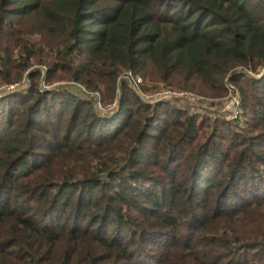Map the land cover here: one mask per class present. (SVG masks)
Listing matches in <instances>:
<instances>
[{
	"label": "trees",
	"instance_id": "1",
	"mask_svg": "<svg viewBox=\"0 0 264 264\" xmlns=\"http://www.w3.org/2000/svg\"><path fill=\"white\" fill-rule=\"evenodd\" d=\"M126 70L229 79L244 120L144 102ZM23 81L0 94V264H264V0H0V86Z\"/></svg>",
	"mask_w": 264,
	"mask_h": 264
},
{
	"label": "built area",
	"instance_id": "2",
	"mask_svg": "<svg viewBox=\"0 0 264 264\" xmlns=\"http://www.w3.org/2000/svg\"><path fill=\"white\" fill-rule=\"evenodd\" d=\"M253 75H256L253 73ZM125 79L129 86L137 93V95L144 101L150 104H156L162 101H170L176 103L184 109H189L192 113H202L203 106L200 104L201 96L194 92L178 89L172 86H164L153 91L144 88V80L141 76L136 75L133 70H126L120 77V81ZM24 83V82H23ZM18 84H6L0 86V92L15 91L20 87ZM79 93L88 95L94 98L95 107L102 112H111L117 107V102L104 105L101 100L99 92L91 93L82 85L75 84ZM228 93L225 96L221 105L220 115L228 121H235L242 115L243 97L239 88L230 80H227ZM45 88H52L46 85Z\"/></svg>",
	"mask_w": 264,
	"mask_h": 264
},
{
	"label": "rangeland",
	"instance_id": "3",
	"mask_svg": "<svg viewBox=\"0 0 264 264\" xmlns=\"http://www.w3.org/2000/svg\"><path fill=\"white\" fill-rule=\"evenodd\" d=\"M24 82V81H23ZM21 82L20 84V89H25L28 85V82L26 83H23ZM146 84L149 88H154V83L151 82L149 79L146 80ZM46 85H48L47 83H44L43 86L45 87ZM75 83L74 82H68V81H62V82H57L56 84L54 85H49L50 87H62V86H65V87H68L70 89H73L75 91H78V89L74 86ZM159 88L161 87H164V86H169L167 84H164V83H159L158 84ZM18 88V89H19ZM176 88V87H175ZM79 92V91H78ZM3 92H0V94H2ZM198 95V94H197ZM201 96V101H200V104H202L203 106V111L202 113H206L208 116H210L212 119H217L219 117H223L222 115H220V111H221V105L223 103V100L224 98H207L205 96H202V95H199ZM97 109V108H96ZM240 119H243V115H241ZM244 120V119H243Z\"/></svg>",
	"mask_w": 264,
	"mask_h": 264
}]
</instances>
